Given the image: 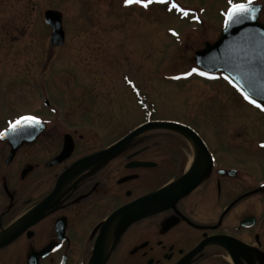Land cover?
Masks as SVG:
<instances>
[{"label":"flooded vegetation","instance_id":"flooded-vegetation-1","mask_svg":"<svg viewBox=\"0 0 264 264\" xmlns=\"http://www.w3.org/2000/svg\"><path fill=\"white\" fill-rule=\"evenodd\" d=\"M45 1L0 0V58L22 49L15 44L29 37L31 10ZM168 1L169 11L194 31L208 27L217 41L225 15L214 24L204 18L205 8ZM116 3L122 14H152L160 6L157 0L146 7L135 0ZM253 3L261 6L264 24V0ZM49 10L62 15V46L51 43ZM42 12L38 25L49 35L41 41L47 54L77 50L70 40L85 34L67 31L62 10ZM43 65L39 93L20 100L27 109L11 111L23 91L15 86L13 94L14 85L2 77L22 68L0 63V132L23 116L42 121L0 137V264H264V107L247 102L221 74L185 75L203 71L194 61L163 72L172 81L219 79L247 108L224 127L207 126L202 116L198 129L159 115V70L150 65L121 64L106 69L104 78L91 64ZM106 86L131 107L99 109L96 95ZM144 127L109 156L94 158Z\"/></svg>","mask_w":264,"mask_h":264},{"label":"rangeland","instance_id":"rangeland-1","mask_svg":"<svg viewBox=\"0 0 264 264\" xmlns=\"http://www.w3.org/2000/svg\"><path fill=\"white\" fill-rule=\"evenodd\" d=\"M62 1L63 3L58 4L57 0H46L45 6L39 5L33 8L29 37L15 44V47L22 49L15 52V55H1L0 63L20 64L22 68V72H8L9 75L2 77L14 85L13 94L19 91L14 90L15 86H21L20 90L23 91V96H14L10 104L11 111L27 109L25 107L28 105L20 100L29 99L39 93L43 63H51L53 66L62 64L64 67L75 63L91 64L100 70L101 78L107 77L104 74L106 69H118L121 64L131 68L134 63H143L146 64L145 67L150 65L159 70V77L154 83L158 89L157 98L161 117L178 119L199 129L203 126L200 120L202 116L207 119V126L224 127L247 112V108L240 104L236 93L219 79L200 81L191 78L190 82L170 80L173 76H170L169 72L175 73L184 65L193 63L195 50L203 47L206 41L212 42L216 39L214 32H206L208 27L206 30L201 28L194 31L189 23L178 17L180 15L178 12L169 11L170 1L160 2L158 9L152 14L150 11L149 15L141 13L139 15L129 10L122 14L116 0H80V5L77 6L71 5L74 0ZM176 1L182 7L205 8L207 14L204 13V18L214 24H220V19L223 18L221 15H224L230 7L229 0ZM233 2H242V0H233ZM46 8L63 11L68 32L85 34L70 40L77 50H69L66 47L62 53L58 51L47 54L45 48H42L43 37H47L48 40L49 35L40 24L38 25V22L43 19L42 10ZM86 20L95 23H87ZM91 30L95 32L94 36L90 35ZM88 34L93 38H88ZM23 50L27 52L24 53ZM111 72L113 74L115 71ZM163 72L169 73L168 76L166 77ZM148 77L145 73L144 78ZM112 84L117 85L116 82ZM96 98L97 106L101 110L109 106L116 113L122 110L124 104L128 108L131 107L128 98L125 99L118 93L110 94L107 86L98 91ZM99 109L97 108V111ZM125 118L121 117L120 120ZM205 131L208 130L205 128Z\"/></svg>","mask_w":264,"mask_h":264},{"label":"water","instance_id":"water-1","mask_svg":"<svg viewBox=\"0 0 264 264\" xmlns=\"http://www.w3.org/2000/svg\"><path fill=\"white\" fill-rule=\"evenodd\" d=\"M254 7L256 9L252 14L255 16L254 19L251 15H246L239 22L225 27L215 43H207L204 49L196 52L194 62L209 74L221 73L222 77L238 89L244 98V92L248 94L251 99H245L249 103L254 104L251 101L255 100L254 105H264V24L259 21L261 6L254 5ZM45 21L52 30V45L62 46L65 37L61 13L49 10L45 14ZM144 129L146 127L134 131L94 158L109 156L133 140ZM99 258L100 251L97 253V260Z\"/></svg>","mask_w":264,"mask_h":264},{"label":"snow or ice","instance_id":"snow-or-ice-1","mask_svg":"<svg viewBox=\"0 0 264 264\" xmlns=\"http://www.w3.org/2000/svg\"><path fill=\"white\" fill-rule=\"evenodd\" d=\"M133 0H126V3H132ZM137 3H144L146 7L148 3L153 2V0H135ZM157 2L167 3L168 0H157ZM230 7L227 12L224 13L225 15V27H228L230 24H234L239 22L244 16L251 15L254 19L255 16L252 15L256 9L254 7L253 0H242V2H233V0H229ZM173 7L179 8L180 6L173 0ZM180 11L187 15V11L183 8H180ZM192 73H198L202 76H207L209 73L203 72L198 68H193L190 73H186L185 75H191ZM241 91H243L241 89ZM245 98L251 99L246 92H244ZM252 103H256L255 100L251 101ZM264 107V105H258ZM42 123V121L34 115H27L23 116L20 119L15 120L14 122L10 123L9 129H6L4 132H0V137H3L7 134L8 130L12 132L22 131L26 127H34L38 124Z\"/></svg>","mask_w":264,"mask_h":264}]
</instances>
